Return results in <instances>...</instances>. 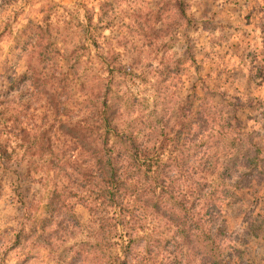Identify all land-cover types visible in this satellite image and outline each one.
I'll return each mask as SVG.
<instances>
[{
    "label": "clouds",
    "instance_id": "clouds-1",
    "mask_svg": "<svg viewBox=\"0 0 264 264\" xmlns=\"http://www.w3.org/2000/svg\"><path fill=\"white\" fill-rule=\"evenodd\" d=\"M0 264H264V0H0Z\"/></svg>",
    "mask_w": 264,
    "mask_h": 264
}]
</instances>
